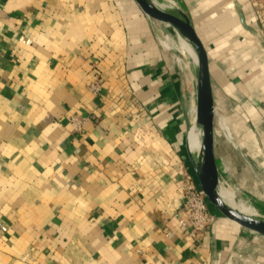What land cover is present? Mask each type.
Wrapping results in <instances>:
<instances>
[{
	"label": "crops",
	"instance_id": "crops-1",
	"mask_svg": "<svg viewBox=\"0 0 264 264\" xmlns=\"http://www.w3.org/2000/svg\"><path fill=\"white\" fill-rule=\"evenodd\" d=\"M181 1L215 107L228 92L235 108L232 142L215 139L221 183L264 219V10ZM183 53L135 0H0V264H264V239L215 207L189 235L196 73Z\"/></svg>",
	"mask_w": 264,
	"mask_h": 264
},
{
	"label": "water",
	"instance_id": "water-1",
	"mask_svg": "<svg viewBox=\"0 0 264 264\" xmlns=\"http://www.w3.org/2000/svg\"><path fill=\"white\" fill-rule=\"evenodd\" d=\"M154 23L170 27L184 38L194 50L198 67L196 73V130H201L200 154H190L192 167L200 188L209 202L229 221L245 232L264 239V219L248 217L236 211L221 195V176L215 157V115L211 66L207 48L190 17L177 7L168 8L159 0H135Z\"/></svg>",
	"mask_w": 264,
	"mask_h": 264
},
{
	"label": "built area",
	"instance_id": "built-area-1",
	"mask_svg": "<svg viewBox=\"0 0 264 264\" xmlns=\"http://www.w3.org/2000/svg\"><path fill=\"white\" fill-rule=\"evenodd\" d=\"M258 3V12L264 10V0H255ZM94 94L101 91L100 82L94 81L90 86ZM70 122L76 131H81L84 127L85 120L76 116L70 117ZM181 193L184 197L183 215L189 223V235L196 241L203 238L204 233L214 225L216 215L212 212V204L200 188L199 181L195 173L184 169L181 175Z\"/></svg>",
	"mask_w": 264,
	"mask_h": 264
},
{
	"label": "bare ground",
	"instance_id": "bare-ground-1",
	"mask_svg": "<svg viewBox=\"0 0 264 264\" xmlns=\"http://www.w3.org/2000/svg\"><path fill=\"white\" fill-rule=\"evenodd\" d=\"M162 5L168 8L180 7L174 0H159ZM177 38L179 39L184 51L188 54H184V60L186 59L187 68L193 66L194 68L198 67V61L194 50L192 49L191 45L182 38L179 34L175 33ZM190 61V64H189ZM188 62V64H187ZM192 71V70H191ZM193 123L188 128V146L192 153L195 156L200 154L201 149V130H196V106L194 107L193 111ZM195 119V120H194ZM221 195L224 199L239 213L248 217L249 219L253 220L255 217L256 210L254 207L248 205L246 201L243 199L242 195L233 189L229 185H227L224 181L221 183Z\"/></svg>",
	"mask_w": 264,
	"mask_h": 264
},
{
	"label": "rangeland",
	"instance_id": "rangeland-1",
	"mask_svg": "<svg viewBox=\"0 0 264 264\" xmlns=\"http://www.w3.org/2000/svg\"><path fill=\"white\" fill-rule=\"evenodd\" d=\"M174 1L175 2L177 1L178 4L180 5L181 8L178 7L179 9L183 10L185 13H187V11H189V9L187 7H185V5L183 4V2L181 0H174ZM162 28L171 30L172 34L176 33L173 28H170V27H162ZM165 46H167V45H165ZM175 51H177V53H178V50H175ZM172 52H174V51H172ZM184 63H186V60H184ZM234 109L235 108L233 106L231 97L228 96V92H225L223 94L222 98L218 99V104L216 107L217 116H215V139H216V142L219 144L230 145L228 143L232 142V137L233 138L235 137L234 136V133H235L234 132L235 131L234 125H233L232 121L228 118V115L231 114ZM191 118H192V115L188 116V128H189V126H191ZM229 133L231 134L230 137L227 136ZM230 183L232 184L233 188L237 192H240L242 194V191L239 189V187L236 183H233V182H230Z\"/></svg>",
	"mask_w": 264,
	"mask_h": 264
}]
</instances>
